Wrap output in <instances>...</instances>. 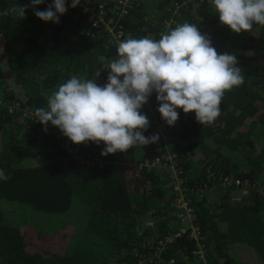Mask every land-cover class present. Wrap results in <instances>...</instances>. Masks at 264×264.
Returning <instances> with one entry per match:
<instances>
[{"label":"trees","instance_id":"1","mask_svg":"<svg viewBox=\"0 0 264 264\" xmlns=\"http://www.w3.org/2000/svg\"><path fill=\"white\" fill-rule=\"evenodd\" d=\"M90 1L103 3L107 16L116 4V0H80ZM29 3L30 0H0V12ZM51 3L52 0H44L35 8L42 11ZM70 3L71 0H66V6ZM132 5L129 14L121 19L124 38H159L165 28L164 20L173 14V3L132 0ZM204 7L189 5L170 28L187 21L201 31L202 21L195 22L189 16L199 15L205 25L201 33L207 34L212 46L223 54L228 46L219 34L228 35L230 28L219 21L211 2L205 7L206 13ZM81 8L80 4L68 7L58 24L40 20L32 8L26 9L23 19L0 15L3 101L18 99L35 109L46 107L47 96L73 74L94 78L100 70L97 84L107 82L110 71L107 66L116 58L117 48L110 45L102 30L94 31L93 36L86 34L90 28L84 22ZM214 23H220V28H215ZM253 26L256 28L240 36H247L241 47L250 52L258 44L264 46V26ZM210 28L216 31L213 38L209 35ZM233 37L237 38V33ZM235 50L229 54L236 55L238 66L244 65L248 76L243 85L226 92L221 102L218 119L226 122L225 133L218 132L215 137L214 129L210 128L215 122L202 125L196 121L194 112L186 114L182 109H177L179 119L175 125L168 126L171 146L194 187L209 185L205 173L208 164L214 172L264 183V176L262 182L257 179L264 172V154L263 157L257 154V144L264 150V115L255 117L258 112L255 101L264 107V56L251 60L242 49ZM231 107L239 114L229 122ZM156 109L151 95L141 108L150 122L143 132L146 137L155 133L152 128ZM248 118L251 119L244 121ZM43 127L32 118L8 113L4 104H0V169L10 177L0 181V264H140V259L152 253L141 246L146 234H150L143 223L151 213L159 220L155 226L157 235L176 230L170 170L165 167L139 170L135 165L161 154V137L158 143L101 156L102 142L74 144L50 123L47 131ZM64 140L77 146L79 154L101 157L104 165L79 167L74 156L63 148ZM26 154L35 158L25 160ZM24 160L29 163L21 164ZM219 189V200L214 203L208 200L205 191L191 195L198 225L206 235L209 263L240 264L229 253V245L234 242L248 246L252 254L264 261V192L252 189L243 201L233 203L228 198L229 191L222 193ZM24 209L67 216L65 226L70 223L74 228L72 231L64 228L65 238H54L59 245L47 255L28 250L20 226L32 222L17 217ZM221 224L225 225V233H221ZM33 228L45 233L34 225ZM192 250L193 243L186 237L174 238L158 259L155 257L157 260L148 264H170L169 260L174 261L171 264H201L195 262Z\"/></svg>","mask_w":264,"mask_h":264},{"label":"clouds","instance_id":"2","mask_svg":"<svg viewBox=\"0 0 264 264\" xmlns=\"http://www.w3.org/2000/svg\"><path fill=\"white\" fill-rule=\"evenodd\" d=\"M210 2L219 21L235 33L252 31L254 24L264 26V0ZM43 3L30 0L6 8L0 15L23 19L26 9L32 8L40 20L58 24L68 7H77L80 0H71L68 6L66 0H52L45 10L35 8ZM107 69V82L102 86L96 82L100 70L94 78L73 74L59 84L47 96L46 107L34 110L43 130L50 123L74 144L102 142L101 156L126 152L159 142V133L143 135L150 122L141 108L153 93L157 111L168 126L179 119L177 109L194 112L197 122L210 125L220 116L225 93L244 84L236 55L218 53L210 37L187 21L160 33L159 38L120 40L116 58ZM8 179L0 169V181Z\"/></svg>","mask_w":264,"mask_h":264},{"label":"built area","instance_id":"3","mask_svg":"<svg viewBox=\"0 0 264 264\" xmlns=\"http://www.w3.org/2000/svg\"><path fill=\"white\" fill-rule=\"evenodd\" d=\"M198 1L203 3L206 0ZM173 6V14H171L169 19L164 20L165 28L163 32L167 31L171 26L176 24V20L180 16V9L187 7L185 2L178 1H175ZM132 7V0H116L115 8L112 14L107 16L108 12L105 10V7L101 2H93L92 4L83 5L81 12L84 16V22L91 29V31L89 29L86 34L93 36L94 31L102 30L106 34L110 45L117 48L119 41L125 39L121 19L129 14ZM152 95L158 108L159 105L155 99V93ZM0 104H4L7 112L10 114L17 112L19 116L35 120V108L24 104L18 99H7L3 101L2 98H0ZM153 123L154 125L152 130L155 133H159V136L163 141L162 152L159 156L152 160L139 161L135 165L139 170L154 167H165L170 170L171 189L175 194L172 206L176 211L175 217L177 220V228L173 233H166L163 236L157 235L155 226L159 220L153 213H151L149 218L143 223L150 229V234H146V237L141 242V246L150 251L152 250V253H150L149 257L146 256L144 259H140L139 263H153V261L158 259L157 256L162 253L168 243H171L174 238L184 236L187 240L193 243L192 254L194 255L195 262L197 261L201 264H210L208 261V245L206 235L202 232L200 226L198 225L197 215L192 204L191 195L207 191L209 189L221 188L222 193L229 191V200L236 203L252 189L257 188L259 192H264V185L258 186L255 182L249 181L248 179L241 180L238 178H232L222 172H214L209 164L205 169L206 181H208V183L210 182L209 185L207 183L199 187L190 185L188 182V176L186 175L183 166L179 164L177 154L173 150L169 141L171 137L170 128L161 118L158 111L153 114ZM63 148L74 156L81 168H100L104 165V160L99 156L79 154L77 146L71 144L68 140H64ZM233 190H239L240 195L233 194ZM155 257H157L156 260H154ZM145 261L147 262L144 263ZM173 262V260H169L170 264Z\"/></svg>","mask_w":264,"mask_h":264},{"label":"rangeland","instance_id":"4","mask_svg":"<svg viewBox=\"0 0 264 264\" xmlns=\"http://www.w3.org/2000/svg\"><path fill=\"white\" fill-rule=\"evenodd\" d=\"M175 1L185 2L187 8L189 7V5H191V7H200V8L202 7L203 8V6L207 7V5L210 3V0H206L203 3L198 1V0H170L171 3H174ZM191 18L195 19V22L203 20L202 17L199 15L194 16L192 14ZM214 24H216L215 28H220L219 27L220 23H214ZM212 26L213 25H211V27ZM215 28L214 29L210 28V31H209L210 36H212V35H214V33H216ZM253 28H256V27L253 26ZM201 31L202 32L205 31V25H204L203 21H202ZM243 33H244V31L237 33V36H238L237 38L233 37L234 32L231 29H230V32L228 35L225 34L224 32L219 34V38L223 42L227 43V46H228L224 53H231V51L235 53L236 52L235 48L237 50H238V48H240L245 52L246 56L250 57L249 59H251V60H256V59H259L260 57L264 56V46L263 45L261 48L260 44H258L257 46L252 48L251 52L249 50H247L246 48L241 47V44H242L241 42H244L247 39V36L244 38L240 37ZM212 38H213V36H212ZM240 68L242 69L244 78L247 77L248 71H247L246 67H244V65H241ZM255 105L258 108V112H257L255 117L264 115V107H262L261 104H259V102L257 104V101H255ZM228 112L230 114L228 117L229 122L235 120L237 114H239V112H237L232 107L229 109ZM223 113H224V111H223ZM250 119L251 118H248L244 121H248ZM225 125H226L225 121L217 118V120L215 121V124L210 127V128L214 129V136L215 137L217 136L218 132L225 133L223 131L225 129V127H224ZM257 150H258V153H257L258 156L263 157L264 150H262L261 145L257 144ZM34 158H35V155L34 156H28L26 154L24 159L28 160V159H34ZM25 160L21 161L20 163L23 165L29 163L28 161H25ZM252 164L253 165L256 164V161L252 160ZM263 165H264V163H263ZM263 176H264V172L262 173L261 176H257V179L261 180L260 182H262ZM174 198H175V196H174ZM9 208H11V207H9ZM9 211L11 213L15 214L14 210H9ZM17 217L21 218V220L24 219L25 221H31L32 222V223H24L20 226V231L24 237L27 249L34 251V252L44 254V255L51 253L59 245V243L56 242V239L62 240L63 238H65V229L64 228H69V229H71V231L74 228V225L70 224V223L65 226L67 216H59V215L45 214V213L41 214L38 212H32L30 210L24 209L21 213L17 214ZM33 225L36 228H39L40 230L45 231V233L37 232L36 231L37 229L35 230L33 228ZM59 229H63V230H61L58 235L56 234V236L52 235V234H55L57 232V230H59ZM54 238H56V239H54Z\"/></svg>","mask_w":264,"mask_h":264},{"label":"crops","instance_id":"5","mask_svg":"<svg viewBox=\"0 0 264 264\" xmlns=\"http://www.w3.org/2000/svg\"><path fill=\"white\" fill-rule=\"evenodd\" d=\"M194 169H196V168H194ZM219 192H220L219 189H209L206 191V196H207L208 200H210L212 203H214L215 200H217V201L219 200V197H220ZM232 193L240 195L238 190H233ZM217 201H215V202H217ZM220 228H222L221 233L226 232L224 224H221ZM229 253L240 264H264L263 260L258 259L254 254H252V252L249 250L248 246L240 245L236 242L231 243L229 245Z\"/></svg>","mask_w":264,"mask_h":264},{"label":"water","instance_id":"6","mask_svg":"<svg viewBox=\"0 0 264 264\" xmlns=\"http://www.w3.org/2000/svg\"><path fill=\"white\" fill-rule=\"evenodd\" d=\"M98 2H100V1H98ZM93 2L92 1H90V2H88V3H82V2H80V4H81V6H83V5H85V4H92ZM187 7H183L182 9H180V11H179V13H180V16L178 17V18H181L182 17V12L184 13V12H187ZM204 12L206 13L207 12V10H206V8L204 7ZM186 14V13H185ZM190 17L192 16V13H190V15H189ZM177 18V19H178ZM177 21V20H176ZM203 22H204V20H202ZM177 23V22H176ZM207 23V22H206ZM174 26V25H173ZM250 181V180H249ZM258 186L259 185H264V183H257V182H255ZM250 192V191H249ZM249 194V193H248ZM247 194V195H248ZM247 195H244L243 197H242V199L239 201V202H241V201H243L244 200V198L247 196ZM236 203H238V202H236Z\"/></svg>","mask_w":264,"mask_h":264},{"label":"flooded vegetation","instance_id":"7","mask_svg":"<svg viewBox=\"0 0 264 264\" xmlns=\"http://www.w3.org/2000/svg\"><path fill=\"white\" fill-rule=\"evenodd\" d=\"M206 192V191H205Z\"/></svg>","mask_w":264,"mask_h":264}]
</instances>
